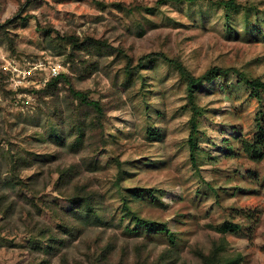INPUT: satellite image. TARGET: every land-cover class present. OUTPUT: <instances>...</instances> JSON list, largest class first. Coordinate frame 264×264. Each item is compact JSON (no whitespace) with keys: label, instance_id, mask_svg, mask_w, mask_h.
Returning a JSON list of instances; mask_svg holds the SVG:
<instances>
[{"label":"rangeland","instance_id":"rangeland-1","mask_svg":"<svg viewBox=\"0 0 264 264\" xmlns=\"http://www.w3.org/2000/svg\"><path fill=\"white\" fill-rule=\"evenodd\" d=\"M157 1L0 0V264H155L163 255L203 264L200 255L219 246L241 255L236 264H264V140L259 154L241 148L264 132V93L259 102L233 72L196 86L205 113L193 165L186 79L159 56L195 77L233 67L264 82V0ZM57 34L110 49L79 51L69 62L70 47L53 40ZM140 59L146 64L136 70ZM93 62L97 70L84 74ZM129 67L135 73L127 79ZM55 73L104 108L99 131L78 150L67 124L57 125L77 110L70 86L57 97L31 92ZM68 168L74 174L63 186L59 171ZM77 185L97 193L99 214L84 226L67 215ZM132 213L154 225L144 228ZM225 222L241 229L222 234ZM51 237L56 246L43 251Z\"/></svg>","mask_w":264,"mask_h":264},{"label":"trees","instance_id":"trees-1","mask_svg":"<svg viewBox=\"0 0 264 264\" xmlns=\"http://www.w3.org/2000/svg\"><path fill=\"white\" fill-rule=\"evenodd\" d=\"M166 1H175V2H196L198 0H158L157 4L164 3ZM220 3L223 4L225 7H229L233 5V1H224L220 0ZM4 29V27H1L0 30ZM5 32V31H4ZM49 37L51 36L50 31L47 32ZM5 40L7 41V44L11 50H13V44L14 41L11 37H8L5 35ZM53 40L59 41L60 45H65L70 47V53L68 60L69 62L74 61V54L78 53L79 51L85 52L86 54L92 55L93 52H96L98 54H101L103 50L110 49V47L107 46L106 43L101 42L100 40L86 37L84 39H80L76 35H60L57 34ZM151 55H147L144 57V60L146 58L151 57ZM161 58L168 62H172V64L175 65L179 73L186 79L187 84V99L188 103L192 110V116L190 119V131L187 138V144L189 146V152H190V160L193 165L197 164L196 160V151L198 149V141L197 136L199 132V117L204 114L205 112L200 108L199 105L196 104L195 98H196V86L199 84H204L207 81L211 80L212 78H219L220 76H226L228 73L233 72L237 73L238 77H241L245 85L251 89V91L255 94V96L258 98L259 102H261V94L264 93V82L261 81L259 77L249 78V76H246L243 73H239L236 71L235 68L229 67V68H223V67H213L210 70H208L206 73H204L201 76L195 77L192 75L185 66L177 59H169L163 54H159ZM146 63L140 59L139 64L136 67V70L139 69V67L145 66ZM96 64L93 62L92 64H84L83 65V72L84 74H90L93 71H96ZM132 68V67H131ZM135 71L134 69H127L125 71V77L127 79H130L132 75H134ZM143 82L144 79H143ZM62 84H68L70 86L69 93L73 97V99L77 100V110L74 109V114L72 115V118H69L68 121L64 120L63 117L60 118V123H58V126L67 124V129L71 133L72 136H75L73 140H69L71 142V146H73L74 149L78 150L80 146L85 145L89 142L87 139L89 138V135L91 133L99 131L98 127H101L102 118L104 116V108L103 106L94 100H90L86 94L85 91L76 90L72 86V82L69 81L68 75L64 73H59L56 76L51 77L48 82L45 84L44 87L41 89H33L31 92L37 94L40 97H57L59 93L60 86ZM143 85H146L143 83ZM79 109V110H78ZM260 130L264 128L262 125H260ZM101 130V128H100ZM88 134V138H87ZM94 139V138H92ZM62 139H60L61 142ZM264 140V132H259L256 139L253 141H244L241 143L242 151L245 152L248 155L253 156L256 152L259 154V149L261 148V144ZM233 150H235L234 147H231ZM230 148V149H231ZM96 150L95 148L93 149ZM17 160H19V164H27L25 163L24 159L19 157ZM74 174V170L72 168H68L66 170H60L58 175V182L59 184L65 186L69 183L70 179L72 178ZM16 182V181H14ZM14 184V183H13ZM25 186V185H24ZM213 191L214 189L211 188ZM214 192V191H213ZM96 192L87 191L85 189V186L83 185H77L74 187L73 193L67 195L68 203L70 204V209L67 213L68 217L71 219L72 222L78 223L79 225H83V222L81 220H85V218H88L89 216H97L99 213L97 211L96 207ZM139 194H133L130 196L129 199H125L127 201H131L135 198H137ZM125 211H131L129 205H125ZM131 213V212H130ZM245 219H247L249 222L255 221V215H252L250 212H246L243 215ZM131 217L135 219L138 223H140L144 228H149L150 226H153L154 223L152 221L148 220H142L140 217L137 216V213H132ZM64 230L68 232V229L66 226H63ZM241 229V226L232 222H225L222 223L219 227H217V230L222 233H235ZM166 236L168 237V240L170 243H174V237L173 233L168 229L165 225H162V229ZM39 235L42 236V238H48V233L45 230H40ZM55 238L51 237L49 239V244L47 247L42 249L43 251L49 252L52 250L56 244L53 243ZM36 243V249L41 250L40 245ZM33 243V244H35ZM223 250V256L222 254ZM224 246L215 247L214 251L209 253L207 256L200 255V258L203 261V264H236L241 261V255H236L233 257L226 256ZM221 252V253H220ZM155 264H173V261L168 260L167 255L161 256L159 262Z\"/></svg>","mask_w":264,"mask_h":264},{"label":"built area","instance_id":"built-area-1","mask_svg":"<svg viewBox=\"0 0 264 264\" xmlns=\"http://www.w3.org/2000/svg\"><path fill=\"white\" fill-rule=\"evenodd\" d=\"M55 74H57V73H55Z\"/></svg>","mask_w":264,"mask_h":264}]
</instances>
